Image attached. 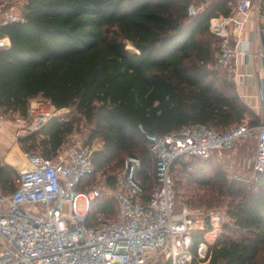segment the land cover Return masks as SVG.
<instances>
[{
	"label": "trees",
	"instance_id": "1",
	"mask_svg": "<svg viewBox=\"0 0 264 264\" xmlns=\"http://www.w3.org/2000/svg\"><path fill=\"white\" fill-rule=\"evenodd\" d=\"M229 1L206 0L190 16V0H26L23 20L0 24V37L10 39L0 49V107L25 115L29 99L42 95L75 114L50 118L19 138L22 148L50 156L84 121L91 128L86 142L102 141L85 184L98 172L112 184L114 171L136 155L148 188L154 165L145 132L169 133L197 122L221 131L247 116L256 121L226 72L211 66L220 38L210 20L228 15ZM128 41L139 52L128 49ZM190 158L172 166L173 172L179 164L178 185L185 177L195 184L189 206H219L226 214L208 264H264V171L248 180L231 179L221 168L208 175L210 157ZM16 178V169L0 160V188L11 193ZM95 202L88 225L117 216L112 197Z\"/></svg>",
	"mask_w": 264,
	"mask_h": 264
},
{
	"label": "built area",
	"instance_id": "2",
	"mask_svg": "<svg viewBox=\"0 0 264 264\" xmlns=\"http://www.w3.org/2000/svg\"><path fill=\"white\" fill-rule=\"evenodd\" d=\"M206 1V0H205ZM204 0H190L188 14H198ZM264 0H230V13L213 16L210 29L220 38L216 69L243 84L248 76L238 68L240 55L249 54L243 38L250 16L258 14ZM14 7L1 23L23 20ZM263 28L259 27L260 33ZM254 36L256 54L264 56ZM10 46L8 36L0 37V49ZM264 69V66L262 67ZM264 99V84L262 88ZM42 95L28 101L26 114H16L15 138L40 129L50 118L65 120L63 111ZM6 113L0 107V120ZM154 165L150 187L138 174L141 159L129 155L114 174L113 183L96 173L92 184L85 178L93 173V150L77 132L67 135L50 156L24 151L26 165L17 170L11 193L0 188V264H202L209 262L211 245L222 230L226 214L215 208L177 209L172 166L178 158H209L215 152L236 149L253 140L254 175L264 171V122L248 119L218 131L203 123L189 124L169 133L145 132ZM250 163V162H249ZM112 197L117 204L115 218L100 217L94 224L86 220L95 201ZM83 199L85 206L79 209ZM68 202L71 216L62 211ZM26 206H34L29 209ZM210 218L211 227L206 223ZM212 236V240L207 238ZM199 238V239H198ZM198 241L196 242V240Z\"/></svg>",
	"mask_w": 264,
	"mask_h": 264
},
{
	"label": "crops",
	"instance_id": "3",
	"mask_svg": "<svg viewBox=\"0 0 264 264\" xmlns=\"http://www.w3.org/2000/svg\"><path fill=\"white\" fill-rule=\"evenodd\" d=\"M7 0H0V24L1 12L7 11L6 6ZM246 29L243 33V38L248 42L249 54H242L237 60L238 68L240 71L248 74L246 81L243 84H237L229 80L235 85L239 96L246 102L247 105L253 110L257 116L256 121L251 116H247L251 123L264 122V99H263V84H264V56L256 54V39L254 36L257 35V39L261 44L260 33L258 32L259 27L263 28L264 31V4L261 11L250 16ZM227 77L229 76L226 73ZM14 114L6 113L5 118L0 120V160L4 164L13 166L16 171L22 166L26 165V159L24 157V149L22 148L20 141L15 138V131L18 128V124L14 121ZM75 131H73L74 133ZM71 135V134H70ZM34 153V152H32ZM254 157V155H253ZM251 157L250 162H252ZM238 161L243 162L242 151H238ZM3 242H0V250L4 247ZM12 264V263H7Z\"/></svg>",
	"mask_w": 264,
	"mask_h": 264
},
{
	"label": "rangeland",
	"instance_id": "4",
	"mask_svg": "<svg viewBox=\"0 0 264 264\" xmlns=\"http://www.w3.org/2000/svg\"><path fill=\"white\" fill-rule=\"evenodd\" d=\"M25 2L26 0H7L6 2V8L7 10L10 9L11 7H14V11L16 13H22L25 10ZM5 14V12H1V17H3ZM131 46H133V44L128 41L126 42V47L132 51H134V48H130ZM219 54V52H218ZM218 54L216 56L215 59V63L212 64V67H215L217 64V57ZM63 114L67 117V118H71L74 114H75V109L73 110V108H67L66 110L63 111ZM77 128V127H76ZM80 128V129H79ZM79 128H77L75 131L77 132V134L83 138V139H89V136L91 134V128L88 126L84 125V121H81ZM93 148V150H98L99 148H101V144L102 141L99 138H95L94 140H92V142H89ZM238 151H242L243 154V158L244 161H238ZM255 154V145H254V141L253 140H249L246 141L244 143H242L241 145H239L236 149L233 150H223L221 152H215L213 155H211V157L209 158L210 163L208 165H206V167L204 168L207 172L208 175L213 174L214 170L216 168H221L225 171V173L227 174V176L231 179H243V180H248L253 178L254 176V170H253V165L250 162V158L253 157V155ZM254 158V157H253ZM185 161H190L192 158L190 157H183L182 158ZM250 162V163H249ZM178 166L179 164L174 168L172 175H173V179L175 182V189H176V193H177V209H182L184 207H188V208H198V206H194L191 207L189 206L190 204L186 201L187 198L189 197V192L190 190H192V187L195 186L194 182H187V179L185 177V179L182 181V183H180L179 185L177 184V179L180 178V173H178ZM193 166L194 165H190L187 167L188 171H193ZM122 167L118 168L117 170H115L114 172H118ZM176 184L178 186H176ZM96 203V202H95ZM85 206L84 200L81 199L79 202V209L82 210ZM202 207H204L205 209H218V210H222L221 207L219 206H213L212 208H206L205 205H201ZM29 209H33L34 206H26ZM220 208V209H219ZM97 205L94 204L93 209L91 211V215H94V212L97 211ZM62 211L63 214L66 217H70L71 216V210L69 207L68 202H63L62 204ZM103 216L102 214H99V216ZM208 239L212 240V236H208ZM202 264H208V262H204Z\"/></svg>",
	"mask_w": 264,
	"mask_h": 264
},
{
	"label": "water",
	"instance_id": "5",
	"mask_svg": "<svg viewBox=\"0 0 264 264\" xmlns=\"http://www.w3.org/2000/svg\"><path fill=\"white\" fill-rule=\"evenodd\" d=\"M205 1V0H204ZM261 40H262V45H263V50H264V31L262 30L261 32ZM134 46V45H133ZM135 47V46H134ZM136 52H139V49L135 47V50ZM206 223L208 224L209 227H211V224H210V218L209 216L207 215L206 218Z\"/></svg>",
	"mask_w": 264,
	"mask_h": 264
},
{
	"label": "bare ground",
	"instance_id": "6",
	"mask_svg": "<svg viewBox=\"0 0 264 264\" xmlns=\"http://www.w3.org/2000/svg\"><path fill=\"white\" fill-rule=\"evenodd\" d=\"M130 48H134V49H135V47H134V46H131Z\"/></svg>",
	"mask_w": 264,
	"mask_h": 264
}]
</instances>
